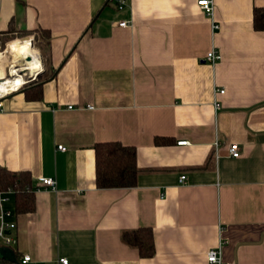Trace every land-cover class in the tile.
<instances>
[{"label":"crops","instance_id":"1","mask_svg":"<svg viewBox=\"0 0 264 264\" xmlns=\"http://www.w3.org/2000/svg\"><path fill=\"white\" fill-rule=\"evenodd\" d=\"M197 1L0 0V45L33 39L43 62L0 111V165L35 188L33 211L7 202L30 264H207L216 247L222 264H264V0H213L215 30ZM116 141L139 172L100 189L95 148ZM137 227L153 230L149 258L122 240Z\"/></svg>","mask_w":264,"mask_h":264},{"label":"trees","instance_id":"2","mask_svg":"<svg viewBox=\"0 0 264 264\" xmlns=\"http://www.w3.org/2000/svg\"><path fill=\"white\" fill-rule=\"evenodd\" d=\"M253 26L256 30H264V6L253 11ZM28 41V40H25ZM22 42V40L19 41ZM16 44V43H15ZM28 47L32 43L20 44ZM14 46V45H13ZM157 145L170 142L160 137L155 138ZM95 184L98 188L132 187L139 172L136 164V148L125 146L120 142H101L95 148ZM15 189V203L18 212H31L36 207L35 188L32 185L31 173L11 171L0 165V190ZM125 244L138 249L142 258H149L155 252L153 230L150 227H137L122 233ZM14 251L15 261L0 256V264H24L22 258Z\"/></svg>","mask_w":264,"mask_h":264},{"label":"built area","instance_id":"3","mask_svg":"<svg viewBox=\"0 0 264 264\" xmlns=\"http://www.w3.org/2000/svg\"><path fill=\"white\" fill-rule=\"evenodd\" d=\"M114 1L116 3L117 8L121 9L123 8L127 0H109ZM197 5L202 8L205 15L212 21V29L215 30L219 28V24L216 21H213L214 16V6H213V0H198ZM120 26L126 27L130 23L127 21H120L118 23ZM27 37V36H26ZM26 37H17V38H26ZM15 39V38H13ZM11 39V40H13ZM33 40V39H32ZM34 41V40H33ZM10 41H8L6 44L0 45V53L2 55L0 59V66L5 71L4 77H1V71H0V83H4L7 81H12L13 79H16L17 77L23 78V83L17 85L16 87L8 86V90H4L0 87V111L4 110V99L13 95V93L21 91L30 83H33L37 81L40 77V74L35 76L33 75V72L30 70H26L25 66H22L24 64H27L28 60L21 58L17 62L16 72L14 73L12 71L13 62L14 59L13 54H11L8 51V44ZM35 43V41H34ZM221 53L219 50H215L214 48L210 49V51L206 54L205 60L208 61L211 64H215L217 61L221 59ZM224 89H216L215 93H223ZM220 104L218 101L214 103V108L218 110ZM72 105L68 108L71 109ZM180 144H186L185 141L179 142ZM219 144L216 143L215 146H218ZM60 150H65V146L59 144L57 146ZM228 152L231 157H240L242 152L240 151L239 144L236 142H233L228 145ZM185 180V175H182L180 177V181L183 182ZM41 183L43 186L48 187L49 189L55 190L56 187V180L52 177H44L41 179ZM15 194V189L8 188V189H1L0 190V239L3 240V245L12 247V245L16 242L12 235V230L16 229V222L14 220L15 213L12 209L7 207V202L10 200L11 195ZM13 248V247H12ZM207 264H222L223 263V257H222V251L221 247L216 248H210L207 253ZM22 262L24 264H30L31 256L30 255H24L22 258ZM60 264H67L68 260L65 257H61L59 259Z\"/></svg>","mask_w":264,"mask_h":264},{"label":"bare ground","instance_id":"4","mask_svg":"<svg viewBox=\"0 0 264 264\" xmlns=\"http://www.w3.org/2000/svg\"><path fill=\"white\" fill-rule=\"evenodd\" d=\"M18 41H15L14 44ZM22 42H31L34 46L32 47V49L30 50H23V49H14V47L16 45L12 44H8V51L13 54L14 59L12 60L13 62V66H12V71L15 73L16 72V66H17V62L21 59H27L28 62L27 64H24L22 66H27L26 70H30L33 72V75L37 76L40 74L41 71H43V62H42V58L39 55V52L35 49V43L32 39H29L28 41L23 40ZM14 45V46H13ZM20 45V44H17ZM13 46V47H12ZM2 55L0 53V59H1ZM0 71H1V77H4L5 75V71L3 70V68H1L0 66ZM23 78L21 77H17L16 79H13L12 81H7L4 83H0V87L4 90H8V86H12V87H16L17 85L23 83Z\"/></svg>","mask_w":264,"mask_h":264},{"label":"water","instance_id":"5","mask_svg":"<svg viewBox=\"0 0 264 264\" xmlns=\"http://www.w3.org/2000/svg\"><path fill=\"white\" fill-rule=\"evenodd\" d=\"M43 71L40 72V75ZM0 256L3 258H9L13 261H15V257H14V251L12 247L3 245L0 246Z\"/></svg>","mask_w":264,"mask_h":264},{"label":"rangeland","instance_id":"6","mask_svg":"<svg viewBox=\"0 0 264 264\" xmlns=\"http://www.w3.org/2000/svg\"><path fill=\"white\" fill-rule=\"evenodd\" d=\"M21 37V36H20ZM14 38H16V37H14ZM30 50L32 49V48H29ZM29 49H23V50H29ZM36 49V48H35ZM37 50V49H36ZM38 51V50H37ZM40 55V54H39ZM2 243V240L0 239V244Z\"/></svg>","mask_w":264,"mask_h":264}]
</instances>
